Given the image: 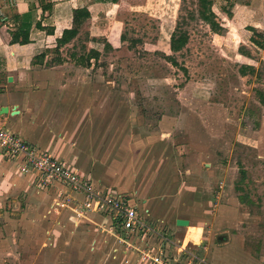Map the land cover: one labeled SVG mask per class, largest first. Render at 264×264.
I'll return each instance as SVG.
<instances>
[{
  "label": "rangeland",
  "instance_id": "rangeland-1",
  "mask_svg": "<svg viewBox=\"0 0 264 264\" xmlns=\"http://www.w3.org/2000/svg\"><path fill=\"white\" fill-rule=\"evenodd\" d=\"M230 1L213 0V8L247 3ZM217 19L224 29L219 34L200 19L195 0L108 1L93 10L77 39L59 52L70 58L62 73L52 81L41 78L32 84V89L43 82L50 84L41 89H71L67 97L62 90L55 95V101L64 98L71 108L58 110V104L52 113H57V121L63 114L72 118L81 113L75 135H85L81 150L87 158L81 164L83 169L90 167L88 176L105 187L92 178L90 182L109 200L126 201L152 229L142 237L111 232L112 209L95 208L83 192L65 202L71 191L62 184L39 188L34 180L32 186L43 199L41 209H46V201L67 205L72 200L73 215L83 220L79 232L94 226L106 237H115L111 247L123 249L116 257L107 246L95 254L79 247L63 252L58 244L55 252L50 247L39 255V264H159L162 256L169 264H210V257L229 245L264 264V108L258 99V91L264 90V62L260 52L244 46L258 69L243 77V59L237 55L243 44L234 41V28ZM178 28L188 34L189 42L173 53L170 41ZM8 34H3L4 40L9 41ZM91 49L100 57L89 65L72 58ZM49 55L52 63L59 58L54 49ZM2 83L6 78L0 76ZM16 162L12 165L21 172ZM28 196L14 194L7 207L0 206V228L6 209L9 216L28 209L27 204L20 210L14 207ZM96 215L105 218L103 225ZM176 219L203 229L200 245L183 243L189 227L177 228ZM7 224L0 229V264H30L25 249L30 239ZM145 249L153 250L148 262ZM127 251L133 255L127 257Z\"/></svg>",
  "mask_w": 264,
  "mask_h": 264
},
{
  "label": "crops",
  "instance_id": "crops-1",
  "mask_svg": "<svg viewBox=\"0 0 264 264\" xmlns=\"http://www.w3.org/2000/svg\"><path fill=\"white\" fill-rule=\"evenodd\" d=\"M108 1L112 2V0H17V6L7 10L12 19V27L0 31V76L6 78V83L0 85L2 88L0 89L2 94L0 95L2 102L0 116L7 115L4 119H0V128L12 127L15 133L37 149H42L55 158H61L70 169L79 173L84 179L89 175L87 171L90 170L88 166L83 169L81 164V160L87 158L86 151L81 150V143H83L85 135H81L83 134L81 130L79 133L81 136L79 138L75 136L81 126V113L77 116L72 115L73 119L63 114L64 119L61 121L59 119L57 121V113H52L58 104V110L63 107L71 108V102L64 98L61 101H55V95H59L60 90L67 97L71 89H41L47 87L49 82L38 83L39 89H32V84L41 78H50L52 81L62 73L60 69L67 65L66 60H70L58 53L59 58L52 63L49 53L56 48L57 40L62 37L63 32L73 27V11L86 8L92 17L93 10L102 9ZM225 1L228 3L230 0ZM245 1L247 3L235 4L232 9L230 6L220 8L218 11L213 8V11L223 22H226L224 26L234 28L232 37L238 45L243 44V46L254 50L250 44L242 40L239 31L252 27L264 33V0ZM38 24L41 25V28H38ZM22 28L29 30L30 42L23 45L13 44L11 33L14 34ZM51 29H54L53 34L48 32ZM9 32V41L4 40L3 34ZM239 48L237 55L243 59L242 66H251L257 70L256 62L255 64L251 63L253 62L252 57L240 54ZM62 49L63 47L60 51ZM43 54H45L44 59L38 60L37 57ZM259 55L260 60L264 62V50L260 51ZM62 62L63 64H61ZM6 91L7 94L4 95L3 93ZM3 96L7 97L3 98ZM3 108H8L9 112L2 114ZM60 115L61 113H59ZM74 126L75 128H73ZM3 160L0 155V206L7 207L6 203L14 194L23 193L24 197L30 195L21 203H14V207H17L16 210H20L23 204H27L28 209L25 212L9 216L6 209L2 216L4 227L6 226L5 222H9L7 224L9 230H18L20 237L26 236L30 239L31 245L25 246L27 253L31 255L30 264H39V255L42 252H49L50 247H53V252H55L57 249L54 247H57L58 244L63 247V252L79 247L83 252L89 248L91 252L98 254L101 249L104 250L107 246L110 255L121 254L122 246L111 247L110 244L113 243L115 237H113L114 239L110 236L106 237L103 230L99 231V228L94 229V226L90 225L87 232L78 231L83 220H80V216L73 215L72 210L75 209V205L72 204V200L67 205L57 199H53L52 203L46 201V209H41L43 199L40 200L38 192L32 186L34 175L15 171L12 164L17 165L16 161L8 163ZM94 171L98 173V168L95 167ZM91 176H88L87 180L93 179L94 181L93 175ZM96 182L100 183V186L102 185L100 179ZM70 197L75 199V194L71 193ZM45 211L46 213H44ZM56 211H60V213ZM2 214L0 211V215ZM94 218L101 224L105 221L103 216L96 215ZM72 226L75 230H68ZM176 227L179 228L177 224ZM63 237L64 239L61 240ZM67 237H71L70 240L67 241ZM118 241L120 242V240ZM237 248L238 246L233 248L231 245L219 248L216 255L210 257V264H259L255 259L249 257L248 253ZM124 254L131 257L133 252L127 251Z\"/></svg>",
  "mask_w": 264,
  "mask_h": 264
},
{
  "label": "built area",
  "instance_id": "built-area-1",
  "mask_svg": "<svg viewBox=\"0 0 264 264\" xmlns=\"http://www.w3.org/2000/svg\"><path fill=\"white\" fill-rule=\"evenodd\" d=\"M16 6L17 0H0V31L12 27V19L7 10ZM0 155L18 161L21 172L32 173L39 188L62 184L69 189L71 192L65 197V202L71 198V193L83 192L87 196L88 203H92L91 205L95 206V208L106 207L105 212L112 209L115 215L113 219L111 218V232H119L123 235L124 233L122 232H125L132 236L138 233L142 237L152 230L138 215L136 209L128 205L126 201H113L109 200L108 197H104L102 193L96 192V188L89 180L84 182V178L70 169L65 162L51 156L48 152L37 149L10 129L0 128ZM113 220L115 221L114 225ZM128 249H131V247H128ZM152 251L150 252L149 249L142 250L143 257L147 259V262L153 257ZM162 258L163 256L160 257L159 264H169L166 259L163 262ZM202 262L206 263V261Z\"/></svg>",
  "mask_w": 264,
  "mask_h": 264
},
{
  "label": "trees",
  "instance_id": "trees-1",
  "mask_svg": "<svg viewBox=\"0 0 264 264\" xmlns=\"http://www.w3.org/2000/svg\"><path fill=\"white\" fill-rule=\"evenodd\" d=\"M196 1V9L197 14L199 15L200 19H202L204 22H206L212 31L219 34L223 32L222 25L218 22L217 16L213 11V0H195ZM113 3L117 4L119 0H112ZM73 27L71 29H66L63 32V35L60 39L57 40V46L54 49L57 54L60 52V49L62 47H65L66 45L70 44L79 36V27L86 22L88 19L91 18V14L88 9H76L73 11ZM38 28H41V25H37ZM50 34H53L54 29H51V31H48ZM239 34L242 38V40L248 44H250L254 49H256L258 52L264 50V33L257 31L255 28L247 27L241 31H239ZM29 30L22 28L18 32L13 34L12 37V43L13 44H27L29 43ZM189 42V36L185 32H181V29L178 28L171 36L170 41V48L173 53H179L181 52ZM49 52V51H48ZM239 52L242 55L245 56H251L250 52L246 51L244 49V46L242 45L239 48ZM45 57V54L41 55L40 57H37L39 60H43ZM100 57V52L96 50H90L88 51V54H85L83 56H78L77 54H72V58L76 61L79 65H89L92 60L97 61ZM169 60L172 61L173 64H175V59L172 57H168ZM239 73L246 77L248 75H253L257 73L256 68L251 66H241L239 69ZM258 99L261 106L264 108V90L258 91Z\"/></svg>",
  "mask_w": 264,
  "mask_h": 264
},
{
  "label": "bare ground",
  "instance_id": "bare-ground-1",
  "mask_svg": "<svg viewBox=\"0 0 264 264\" xmlns=\"http://www.w3.org/2000/svg\"><path fill=\"white\" fill-rule=\"evenodd\" d=\"M203 239V229L200 227H192L190 226L188 228L184 244H194V245H200Z\"/></svg>",
  "mask_w": 264,
  "mask_h": 264
},
{
  "label": "water",
  "instance_id": "water-1",
  "mask_svg": "<svg viewBox=\"0 0 264 264\" xmlns=\"http://www.w3.org/2000/svg\"><path fill=\"white\" fill-rule=\"evenodd\" d=\"M11 81V79H10ZM2 114H7L9 112V109L8 108H3L2 109ZM176 224L180 227H189L190 226V221L189 220H185V219H178L176 221Z\"/></svg>",
  "mask_w": 264,
  "mask_h": 264
}]
</instances>
